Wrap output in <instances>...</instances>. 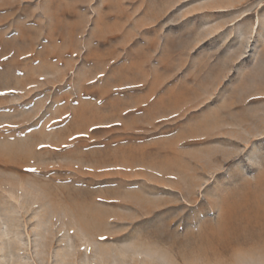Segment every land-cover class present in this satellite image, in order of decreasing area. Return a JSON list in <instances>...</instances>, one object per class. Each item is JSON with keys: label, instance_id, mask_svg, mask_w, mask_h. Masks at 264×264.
Segmentation results:
<instances>
[{"label": "rangeland", "instance_id": "obj_1", "mask_svg": "<svg viewBox=\"0 0 264 264\" xmlns=\"http://www.w3.org/2000/svg\"><path fill=\"white\" fill-rule=\"evenodd\" d=\"M3 233L9 264H264V0H0Z\"/></svg>", "mask_w": 264, "mask_h": 264}, {"label": "bare ground", "instance_id": "obj_2", "mask_svg": "<svg viewBox=\"0 0 264 264\" xmlns=\"http://www.w3.org/2000/svg\"><path fill=\"white\" fill-rule=\"evenodd\" d=\"M9 189H10V193L16 197H24L26 195H30L29 197H31L30 199L32 200L31 202L36 204L37 202L40 201V195L39 192L35 191L33 192V190L31 191V189H26L21 183L17 186L15 185H8ZM28 200V199H27ZM25 201V200H24ZM23 200L19 201V204L21 206L22 203H24ZM23 207V206H21ZM21 210V209H20ZM18 211V210H17ZM37 216V222L36 225L38 227L39 230H37L35 232V239H34V253L38 256V259L41 261H43V255L46 252V246L47 243L44 241V228H43V220L41 221L39 218V213L36 215ZM15 220V218H12V221ZM15 226V225H14ZM16 227H18L16 225ZM18 229V228H17ZM19 230L16 231V233L19 234ZM5 235V233L0 234V240H1V245H0V250H6L7 249V243L5 240H3V236ZM88 242H90L89 240H87ZM72 247V244H66L62 249L57 250V260L55 264H65V256L66 253L69 252L70 248ZM88 250V247L86 248ZM8 251V250H7ZM5 251V252H7ZM63 253H60L62 252ZM2 261L0 262V264H9V258H11V253H3L2 255ZM19 257V256H18ZM16 264H30L28 261L23 260V258H21V256L18 258V260L16 261ZM38 264V263H35Z\"/></svg>", "mask_w": 264, "mask_h": 264}, {"label": "snow or ice", "instance_id": "obj_3", "mask_svg": "<svg viewBox=\"0 0 264 264\" xmlns=\"http://www.w3.org/2000/svg\"><path fill=\"white\" fill-rule=\"evenodd\" d=\"M28 171H34V170L29 169ZM101 239H103V237Z\"/></svg>", "mask_w": 264, "mask_h": 264}]
</instances>
